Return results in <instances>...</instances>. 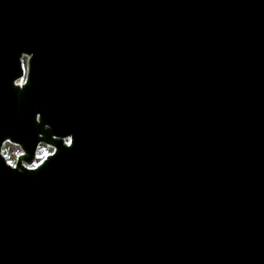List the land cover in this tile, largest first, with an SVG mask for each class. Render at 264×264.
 <instances>
[{
  "label": "water",
  "instance_id": "1",
  "mask_svg": "<svg viewBox=\"0 0 264 264\" xmlns=\"http://www.w3.org/2000/svg\"><path fill=\"white\" fill-rule=\"evenodd\" d=\"M0 264H264V0H0Z\"/></svg>",
  "mask_w": 264,
  "mask_h": 264
},
{
  "label": "rangeland",
  "instance_id": "2",
  "mask_svg": "<svg viewBox=\"0 0 264 264\" xmlns=\"http://www.w3.org/2000/svg\"><path fill=\"white\" fill-rule=\"evenodd\" d=\"M23 65H25V60L23 59ZM52 152L51 148H48L44 145H41L39 147V150L37 152L36 156V164L39 163L47 154H50ZM2 154L5 158V160L10 163L14 164L17 156L20 154V149L16 145H12L9 143H6L3 146Z\"/></svg>",
  "mask_w": 264,
  "mask_h": 264
},
{
  "label": "snow or ice",
  "instance_id": "3",
  "mask_svg": "<svg viewBox=\"0 0 264 264\" xmlns=\"http://www.w3.org/2000/svg\"><path fill=\"white\" fill-rule=\"evenodd\" d=\"M69 143H71V141L69 140Z\"/></svg>",
  "mask_w": 264,
  "mask_h": 264
},
{
  "label": "built area",
  "instance_id": "4",
  "mask_svg": "<svg viewBox=\"0 0 264 264\" xmlns=\"http://www.w3.org/2000/svg\"><path fill=\"white\" fill-rule=\"evenodd\" d=\"M3 149V148H2ZM39 150V149H38ZM38 152V151H37Z\"/></svg>",
  "mask_w": 264,
  "mask_h": 264
}]
</instances>
